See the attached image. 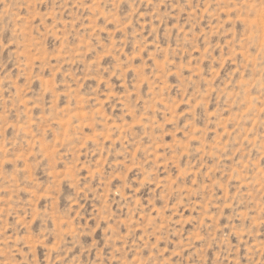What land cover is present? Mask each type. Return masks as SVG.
Segmentation results:
<instances>
[{"label":"rangeland","instance_id":"374dc122","mask_svg":"<svg viewBox=\"0 0 264 264\" xmlns=\"http://www.w3.org/2000/svg\"><path fill=\"white\" fill-rule=\"evenodd\" d=\"M0 264H264V0H0Z\"/></svg>","mask_w":264,"mask_h":264}]
</instances>
